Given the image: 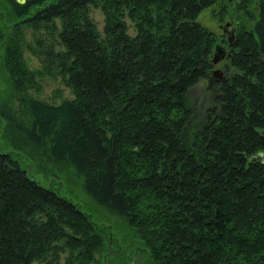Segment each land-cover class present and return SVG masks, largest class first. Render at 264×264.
Returning <instances> with one entry per match:
<instances>
[{
    "label": "trees",
    "instance_id": "obj_1",
    "mask_svg": "<svg viewBox=\"0 0 264 264\" xmlns=\"http://www.w3.org/2000/svg\"><path fill=\"white\" fill-rule=\"evenodd\" d=\"M5 1L3 139L38 167L71 166L123 227L115 238L0 149V264H264V0L256 15L247 0ZM226 3L241 11L223 39L195 17ZM28 27L70 97L25 90Z\"/></svg>",
    "mask_w": 264,
    "mask_h": 264
},
{
    "label": "rangeland",
    "instance_id": "obj_2",
    "mask_svg": "<svg viewBox=\"0 0 264 264\" xmlns=\"http://www.w3.org/2000/svg\"><path fill=\"white\" fill-rule=\"evenodd\" d=\"M234 3L239 0H232ZM225 3V1H224ZM249 10L257 14L256 0H247ZM8 8V3L5 0H0V34L3 31V25L5 24L4 13L5 9ZM227 8L226 12L222 15L221 18L218 16V6L213 4L211 7H205L200 10L196 15V20L199 21L202 25L213 30L217 34H223L222 38L225 39L232 23H238L235 19L234 13L240 12L241 10H236L234 4L231 5L226 3ZM91 16L97 23V26L100 27L102 21V15L98 8L91 7L90 11ZM225 25V26H223ZM30 31H33L30 27L25 31H21L18 46L20 52L21 64L27 67L30 70L35 71L36 83L35 86L28 85L25 90H28L27 93L33 97L39 98L47 102L57 103L62 97H70V90L66 87L57 77H53L48 71H46L37 57L32 53L30 47L27 45H33L34 39ZM5 40L3 39L2 46L4 45ZM1 42V43H2ZM2 46H0V62L3 54ZM13 47V46H11ZM224 53L225 48L223 46ZM11 51L12 49H8ZM224 56V54H223ZM223 56L219 58L216 62L213 63V68H219L222 75V65L225 62ZM1 67V64H0ZM205 80L201 81L204 84ZM2 86V84H0ZM194 90L189 91V97L192 98ZM196 96V94H195ZM194 96V97H195ZM200 97H197L195 101H198ZM18 101H13V108L18 106ZM3 125V118L0 117V149L4 151H9L19 160L20 165L25 169V171L39 183L44 186L51 187L56 189L57 192L65 197H68L70 200L75 202L80 209L89 214V217L95 222H102L105 225H108L110 229L114 232V237L117 238L120 234L118 228L123 227L122 221L115 215L107 212L102 206L95 203L91 197L85 192L82 187V178L79 176L75 170L69 165H61L58 167V164H47L41 167L36 166L35 162L30 159L26 154L21 151L12 149L3 139L1 135ZM113 237V235H112ZM113 239V238H112Z\"/></svg>",
    "mask_w": 264,
    "mask_h": 264
},
{
    "label": "water",
    "instance_id": "obj_3",
    "mask_svg": "<svg viewBox=\"0 0 264 264\" xmlns=\"http://www.w3.org/2000/svg\"><path fill=\"white\" fill-rule=\"evenodd\" d=\"M18 2H22L24 0H16ZM224 54V49H223V46L216 43L214 45V48H213V51H212V55H211V61L214 63L216 62L219 58H221ZM211 73L213 75H217V73L219 74L220 73V69L219 68H213L211 69Z\"/></svg>",
    "mask_w": 264,
    "mask_h": 264
},
{
    "label": "flooded vegetation",
    "instance_id": "obj_4",
    "mask_svg": "<svg viewBox=\"0 0 264 264\" xmlns=\"http://www.w3.org/2000/svg\"><path fill=\"white\" fill-rule=\"evenodd\" d=\"M230 28H231V27H230ZM231 31H232V30L230 29V30H229V33H231ZM213 76H215V78H219V77L221 76V73H219V74L217 73V75H213Z\"/></svg>",
    "mask_w": 264,
    "mask_h": 264
},
{
    "label": "bare ground",
    "instance_id": "obj_5",
    "mask_svg": "<svg viewBox=\"0 0 264 264\" xmlns=\"http://www.w3.org/2000/svg\"><path fill=\"white\" fill-rule=\"evenodd\" d=\"M223 26H225V25H223ZM223 46V45H222ZM224 48H225V46H224Z\"/></svg>",
    "mask_w": 264,
    "mask_h": 264
}]
</instances>
